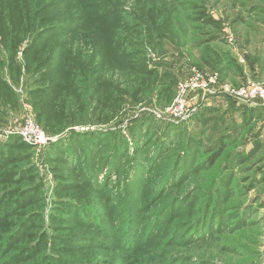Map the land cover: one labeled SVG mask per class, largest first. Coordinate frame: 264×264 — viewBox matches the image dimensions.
I'll return each mask as SVG.
<instances>
[{
	"label": "rangeland",
	"instance_id": "rangeland-1",
	"mask_svg": "<svg viewBox=\"0 0 264 264\" xmlns=\"http://www.w3.org/2000/svg\"><path fill=\"white\" fill-rule=\"evenodd\" d=\"M197 75L217 82L172 121ZM250 82L264 85V0H0V264H264V102L228 93ZM30 124L51 142L22 140ZM187 143L200 167L165 186ZM137 152L158 167L147 185ZM201 211L212 227L195 234ZM75 235L96 248L69 252Z\"/></svg>",
	"mask_w": 264,
	"mask_h": 264
},
{
	"label": "trees",
	"instance_id": "trees-1",
	"mask_svg": "<svg viewBox=\"0 0 264 264\" xmlns=\"http://www.w3.org/2000/svg\"><path fill=\"white\" fill-rule=\"evenodd\" d=\"M61 26L62 27H58L59 29H50V31H46L45 32V36H47L51 32H55V31H59V30L61 32L62 29H63V27H64V25H61ZM67 33L68 34H72V31L68 27H67ZM244 109L245 108H243V109H237V110L242 111ZM253 110H256V109H253ZM132 130L134 131L135 129H132ZM139 132L140 131H138L136 133L133 132V138H134V140H136L138 142H141V138L140 137L143 136V135L140 134ZM175 137H177V135H175ZM175 137H173V136L170 137V135H166V138H165V136H164L163 137V141H162V146H165L166 144L169 145V146H172L176 142V140L178 139V138H175ZM224 144L225 143L223 142L221 145H219V147H220L219 149H217L215 152H211L210 153L209 157L205 161L206 163L203 164V166H211V167L215 166L216 162L219 160V158L222 157V155L224 154V152L226 150ZM191 147L192 146L189 145V143H187V149L188 150H187V153L184 154L183 161L181 163L182 169H177L176 170L175 167H174L175 164L173 163L171 165V167H168L167 168L166 173L164 175H162V178L161 179H163V178L166 179V181L164 182V185L165 186L172 187L174 184H177L181 180H183V182H185L187 180V178H190V176L193 174V172L195 170H198V168L200 167V165H198V164L195 163L196 162V159H195L196 153L194 155V152L197 151V148L196 147H192L191 148ZM137 150H139V148H137ZM138 155H140L139 152H137V154L130 155L131 156L130 157V161H128V164H130V165L127 166L128 167V171L131 172L130 173L131 174V178L133 177L134 182H136V181L138 182V181L141 180V183L143 185H147L152 180L151 179L152 178V175H153V173L156 172V169H158V167H154V164H153L154 161H155L154 159L149 160L150 158H146L145 159V156L140 157ZM141 155H143L142 152H141ZM137 156H138V158H137ZM116 157H118V155ZM178 157H180V156H178ZM115 158L112 159L113 162H111V164L113 163V167H115L117 169V162H118V160H117V162H115L114 161ZM124 158H127V157H124ZM167 158L165 160H167ZM144 161H147L149 163V166L147 164H145ZM94 162L95 161H93V165L97 164V162L96 163H94ZM104 163L105 162H103L102 165H104ZM110 166H112V165H110ZM150 167L152 168L151 171H149L150 170ZM91 174L93 176V172L92 171H91ZM147 174H149V175L147 176ZM155 177H157V176H155ZM131 178L129 180H131ZM135 179H136V181H135ZM20 201L21 202H19L18 204L22 205V199ZM217 202H216V207L218 208ZM129 209H130V217L129 216H124V217H126V221L123 224V233L125 234L124 239L126 241V247H127L128 244L129 245L131 244L132 245V248H133L135 246L134 245V242L135 241L133 240V237H132V235L130 233V230H128V229H131V224H133V222H134L133 219H131L134 216H131V215H133V212H135V211L133 210V208H129ZM66 212H69L68 214L75 215L73 212H70V211H66ZM87 213L88 212H86V213H83V212L77 213V216H79V218L82 221V223H85L88 226V224H90V223H88V221H90V218H92V216H91V214H87ZM219 214L222 215V212H220ZM219 214L216 213V215H215L216 216V222L220 219V215ZM203 215H204V211H201V212H198V214L196 213V216L195 217H202ZM93 219L94 220L96 219L95 216L93 217ZM207 220H209V224L207 226H205V223L204 222L207 221ZM157 222H158V220L155 221V223H153V225H156ZM195 224H196V229H195L196 232H195V234L197 232H201L202 230H205V228H207V230H210L211 227H212V214L208 213V217H207V215L206 216L204 215L202 217L201 221H199L198 219H196V223ZM192 226H195V225L193 224ZM94 227L95 226H93L91 228H94ZM124 227L125 228L128 227V228L127 229H124ZM142 233H143V231H142ZM146 239L147 238H144V241H146ZM71 240L74 243L73 244L74 249L67 248V250L69 252H71V253H75V249H79V250H82L83 248H93V249H95L96 246H97L96 243L91 242V240L85 239L82 236L80 237L79 235H75L74 238L71 239ZM138 244H140V243H138ZM73 246H68V247H73Z\"/></svg>",
	"mask_w": 264,
	"mask_h": 264
},
{
	"label": "built area",
	"instance_id": "built-area-1",
	"mask_svg": "<svg viewBox=\"0 0 264 264\" xmlns=\"http://www.w3.org/2000/svg\"><path fill=\"white\" fill-rule=\"evenodd\" d=\"M217 82L215 79H207L201 75L192 78V81L187 84H182L179 87V94L170 109V119L175 122L184 121L189 117L190 93L195 90H207L211 85ZM228 93L242 101V103L251 104L258 101L264 102V85L248 83L238 89L228 90ZM19 134L25 142L35 145H45L50 143L51 140L47 139L40 131L30 128L25 130L21 129Z\"/></svg>",
	"mask_w": 264,
	"mask_h": 264
}]
</instances>
